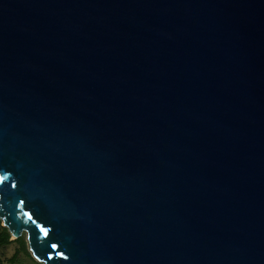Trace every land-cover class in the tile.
I'll list each match as a JSON object with an SVG mask.
<instances>
[{"label":"water","instance_id":"water-1","mask_svg":"<svg viewBox=\"0 0 264 264\" xmlns=\"http://www.w3.org/2000/svg\"><path fill=\"white\" fill-rule=\"evenodd\" d=\"M0 221L42 264H264V0H0Z\"/></svg>","mask_w":264,"mask_h":264},{"label":"rangeland","instance_id":"rangeland-1","mask_svg":"<svg viewBox=\"0 0 264 264\" xmlns=\"http://www.w3.org/2000/svg\"><path fill=\"white\" fill-rule=\"evenodd\" d=\"M2 228L4 227L0 221V233ZM8 234L9 243L0 246V264H42L36 261L29 251L25 233L18 238L20 242L16 241L18 239L13 240L9 232Z\"/></svg>","mask_w":264,"mask_h":264},{"label":"trees","instance_id":"trees-1","mask_svg":"<svg viewBox=\"0 0 264 264\" xmlns=\"http://www.w3.org/2000/svg\"><path fill=\"white\" fill-rule=\"evenodd\" d=\"M16 241L20 242L19 239ZM8 243H9V234L5 228H2V232L0 233V246L7 245Z\"/></svg>","mask_w":264,"mask_h":264},{"label":"bare ground","instance_id":"bare-ground-1","mask_svg":"<svg viewBox=\"0 0 264 264\" xmlns=\"http://www.w3.org/2000/svg\"><path fill=\"white\" fill-rule=\"evenodd\" d=\"M23 233H24V232H22L21 235H22ZM37 261H38V260H37ZM38 262H39V263H42V262H40V261H38Z\"/></svg>","mask_w":264,"mask_h":264}]
</instances>
